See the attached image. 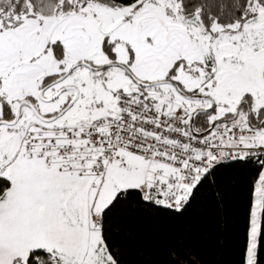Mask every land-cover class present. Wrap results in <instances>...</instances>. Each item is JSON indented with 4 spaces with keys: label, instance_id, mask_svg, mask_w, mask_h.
<instances>
[{
    "label": "snow or ice",
    "instance_id": "6c2138e0",
    "mask_svg": "<svg viewBox=\"0 0 264 264\" xmlns=\"http://www.w3.org/2000/svg\"><path fill=\"white\" fill-rule=\"evenodd\" d=\"M0 264H264V0H0Z\"/></svg>",
    "mask_w": 264,
    "mask_h": 264
}]
</instances>
